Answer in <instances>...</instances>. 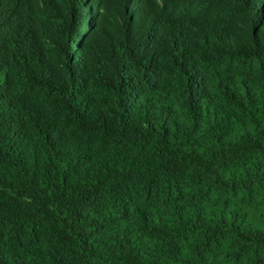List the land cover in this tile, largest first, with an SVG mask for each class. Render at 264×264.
<instances>
[{"label": "trees", "instance_id": "trees-1", "mask_svg": "<svg viewBox=\"0 0 264 264\" xmlns=\"http://www.w3.org/2000/svg\"><path fill=\"white\" fill-rule=\"evenodd\" d=\"M0 264H264V0H0Z\"/></svg>", "mask_w": 264, "mask_h": 264}]
</instances>
